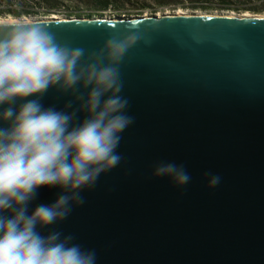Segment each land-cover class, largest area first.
Masks as SVG:
<instances>
[{
	"label": "water",
	"instance_id": "water-1",
	"mask_svg": "<svg viewBox=\"0 0 264 264\" xmlns=\"http://www.w3.org/2000/svg\"><path fill=\"white\" fill-rule=\"evenodd\" d=\"M35 23L86 52L113 36L139 37L121 63L120 95L133 122L119 134L120 163L81 190L84 203L73 204L66 219L38 226L40 234L72 235L71 243L95 251L96 264H264V18ZM69 100L53 87L41 103L72 112L79 102L64 109ZM86 116L77 112L73 123ZM159 161L183 164L191 181L177 186L153 176ZM206 172L220 176L216 187ZM62 194L60 187L37 189L28 214Z\"/></svg>",
	"mask_w": 264,
	"mask_h": 264
},
{
	"label": "clouds",
	"instance_id": "clouds-1",
	"mask_svg": "<svg viewBox=\"0 0 264 264\" xmlns=\"http://www.w3.org/2000/svg\"><path fill=\"white\" fill-rule=\"evenodd\" d=\"M138 40L113 36L86 52L35 22L0 26V106H6L0 107L6 125L0 126V264H96L95 251L71 243L72 235L43 236L37 227L66 219L73 204L84 203L81 190L120 163L119 134L133 122L120 95L121 63ZM53 87L74 97L64 109L79 107L45 108L41 99ZM18 101L26 102L17 108ZM79 111L87 116L74 124ZM204 175L210 188L220 183L219 175ZM153 176L170 177L177 186L191 181L185 166L174 162L155 163ZM41 187H60L64 194L28 214Z\"/></svg>",
	"mask_w": 264,
	"mask_h": 264
},
{
	"label": "rangeland",
	"instance_id": "rangeland-1",
	"mask_svg": "<svg viewBox=\"0 0 264 264\" xmlns=\"http://www.w3.org/2000/svg\"><path fill=\"white\" fill-rule=\"evenodd\" d=\"M238 3V1H236ZM224 5H229L226 0H169V3L165 5H159L158 0H132V2L121 9L122 13L118 14L115 10H109L106 12L95 11L85 6L76 3H66L63 4L57 12H46L45 9H40L42 14H11L9 12H4L0 8V17H5L7 15H12L16 17H45L51 14L64 15L68 17H79V18H92V17H137V16H158L160 13L176 12L178 9H184L187 11H221V12H231L235 11L239 14L248 12H239L237 9H230L223 7ZM251 12V11H249ZM255 13V12H251ZM255 14H264V12H256Z\"/></svg>",
	"mask_w": 264,
	"mask_h": 264
},
{
	"label": "trees",
	"instance_id": "trees-1",
	"mask_svg": "<svg viewBox=\"0 0 264 264\" xmlns=\"http://www.w3.org/2000/svg\"><path fill=\"white\" fill-rule=\"evenodd\" d=\"M68 2L95 11L115 10L118 14H125L121 12V9L130 4L132 0H0V8L11 14H42L40 9H45L48 13L57 12L63 4ZM158 2L159 5H165L169 3V0H158Z\"/></svg>",
	"mask_w": 264,
	"mask_h": 264
},
{
	"label": "bare ground",
	"instance_id": "bare-ground-1",
	"mask_svg": "<svg viewBox=\"0 0 264 264\" xmlns=\"http://www.w3.org/2000/svg\"><path fill=\"white\" fill-rule=\"evenodd\" d=\"M218 15V16H234V17H241V18H264V14H255V13H251V12H244V13H237L235 11L232 12H219V11H215V12H209V11H187L184 9H178L176 10V12H168L167 13H160L158 15L159 18L161 17H170V16H179V15ZM147 17H149L150 15H146ZM96 19H101V18H105V19H109L112 17H95ZM64 19H83V18H79V17H68V16H64V15H58V14H51L45 17H31V16H24V17H16V16H12V15H7L5 17H0V23H8V22H18L19 20H23L24 22H46V21H54V20H64Z\"/></svg>",
	"mask_w": 264,
	"mask_h": 264
},
{
	"label": "flooded vegetation",
	"instance_id": "flooded-vegetation-1",
	"mask_svg": "<svg viewBox=\"0 0 264 264\" xmlns=\"http://www.w3.org/2000/svg\"><path fill=\"white\" fill-rule=\"evenodd\" d=\"M238 1V3H236ZM229 5H224L225 8L237 9L240 12H264V4L258 5L257 2L251 0H228Z\"/></svg>",
	"mask_w": 264,
	"mask_h": 264
},
{
	"label": "built area",
	"instance_id": "built-area-1",
	"mask_svg": "<svg viewBox=\"0 0 264 264\" xmlns=\"http://www.w3.org/2000/svg\"><path fill=\"white\" fill-rule=\"evenodd\" d=\"M253 2H257L258 5L264 4V0H251ZM240 12V11H239ZM241 13V12H240Z\"/></svg>",
	"mask_w": 264,
	"mask_h": 264
}]
</instances>
